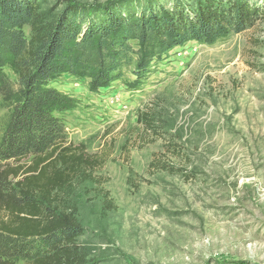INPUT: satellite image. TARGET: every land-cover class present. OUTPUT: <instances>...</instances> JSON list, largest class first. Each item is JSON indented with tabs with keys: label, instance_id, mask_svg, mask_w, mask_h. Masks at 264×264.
Masks as SVG:
<instances>
[{
	"label": "rangeland",
	"instance_id": "374dc122",
	"mask_svg": "<svg viewBox=\"0 0 264 264\" xmlns=\"http://www.w3.org/2000/svg\"><path fill=\"white\" fill-rule=\"evenodd\" d=\"M35 1L51 21L76 7L69 20L87 26L110 14L192 19L200 2ZM245 1L264 10V0ZM127 44L134 63L110 86L92 91L69 75L53 84L75 100L64 116L68 142L105 160L58 197L60 210L77 211L78 243L96 264H264V16L212 45L189 41L165 55L140 39ZM2 72L12 88L10 61ZM8 102L0 88V142Z\"/></svg>",
	"mask_w": 264,
	"mask_h": 264
},
{
	"label": "trees",
	"instance_id": "16d2710c",
	"mask_svg": "<svg viewBox=\"0 0 264 264\" xmlns=\"http://www.w3.org/2000/svg\"><path fill=\"white\" fill-rule=\"evenodd\" d=\"M74 8L51 21L35 0H0V88L10 101L0 142V264H96L78 243L77 211L60 210L58 197L105 160L68 142L64 116L75 100L53 84L69 75L97 91L134 63L132 39L165 55L189 41L212 45L264 16L245 0H200L192 19L174 11L133 20L110 14L108 23L87 26L69 20ZM7 61L18 73L12 88L2 74ZM138 69L141 75L144 64Z\"/></svg>",
	"mask_w": 264,
	"mask_h": 264
},
{
	"label": "bare ground",
	"instance_id": "6f19581e",
	"mask_svg": "<svg viewBox=\"0 0 264 264\" xmlns=\"http://www.w3.org/2000/svg\"><path fill=\"white\" fill-rule=\"evenodd\" d=\"M223 214V213H222ZM240 239V238H239ZM238 239V240H239ZM243 239V238H242ZM257 240V239H256ZM246 241V240H245ZM239 242V241H238ZM259 242V241H258ZM245 246V245H244ZM243 246V247H244ZM254 246V245H253ZM242 248V247H241ZM252 248V247H251ZM256 249L260 252L261 251V246L260 245H256Z\"/></svg>",
	"mask_w": 264,
	"mask_h": 264
}]
</instances>
